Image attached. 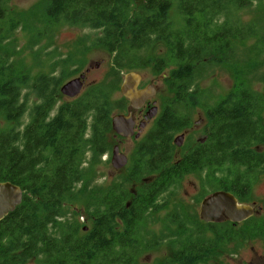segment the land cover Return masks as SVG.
Instances as JSON below:
<instances>
[{
    "label": "trees",
    "instance_id": "obj_1",
    "mask_svg": "<svg viewBox=\"0 0 264 264\" xmlns=\"http://www.w3.org/2000/svg\"><path fill=\"white\" fill-rule=\"evenodd\" d=\"M261 2L142 0L131 7V0H45L47 27L97 31L91 46L112 55L107 77L61 103L51 116L62 97L61 77L42 73L31 78L12 59L5 48L6 0H0V118L6 122L0 128V182L22 190L21 203L0 221V264H144L138 261L141 254L159 244L146 240V220L161 208L159 197L187 175L204 171L210 176L224 168L211 193L222 190L240 203L248 201L252 185L264 174V152L259 150L264 96L253 88L264 76L258 79L245 68L264 57V15L246 23L231 18ZM173 8L182 20L179 28L168 17ZM249 40L248 52L240 53L235 43ZM158 48L164 55L151 60L147 51ZM150 65L156 75L171 68L164 81L173 95L163 100L153 126L136 141L128 176L105 192L88 190L87 169L111 156L115 145L111 117L128 107L117 97L122 74ZM220 66L231 69L232 85L215 105H202L204 140L193 145L188 140L175 158L174 135L191 127L193 108L200 105L197 83ZM24 90L35 103L20 129L28 111ZM132 182H141L139 190L127 189ZM80 186L85 219L91 222L85 231L77 222H62L64 207L78 199L80 193L74 192ZM192 218L190 231L181 213L171 212L174 248L161 264H203L246 234L264 240V222L254 227V216L238 231L225 219L200 225L199 216ZM185 235L192 237L179 244Z\"/></svg>",
    "mask_w": 264,
    "mask_h": 264
},
{
    "label": "rangeland",
    "instance_id": "obj_2",
    "mask_svg": "<svg viewBox=\"0 0 264 264\" xmlns=\"http://www.w3.org/2000/svg\"><path fill=\"white\" fill-rule=\"evenodd\" d=\"M45 0H6L4 28L7 30L5 39V48L9 49V53L21 68H24L31 78L45 73L61 77V84L78 77L89 69L86 74V86L99 82L107 77L112 66V55L99 47H92L93 39L98 32L82 27H72L69 25H58L47 27L46 18L44 16L43 6ZM142 0H131V7ZM231 21L246 23L256 15H264V2L254 3L251 9L239 10L233 12ZM169 19L173 22L174 27L179 28L182 24L181 17L173 8L168 14ZM11 31V32H10ZM253 41L249 40L244 43L236 42L238 51L242 54L247 53ZM161 46V45H159ZM147 55L151 60L156 57H162L163 50L147 51ZM171 68L165 70L163 74L156 75L152 71V66L146 68H137L133 71L141 76L140 87L152 84L157 88V94L152 100L156 101L158 107V115L162 110V102L172 97L173 92L167 87L164 78L167 76ZM249 73L262 79L264 76V57L258 64L249 63L245 68ZM62 71V72H61ZM124 74H122L123 76ZM233 74L228 66H220L210 70L205 78L197 83V87L201 92L199 104L193 108L191 113V127L186 130L184 143L182 147L175 151V158H179L183 152V146L188 140L193 145L197 141L203 139L202 128L205 120V110L202 105L213 106L229 91L232 85ZM264 96V82H256L253 85ZM80 93V94H81ZM24 98L28 102V111L22 118V129L29 122L30 107L34 100L28 90H24ZM121 97L119 92L117 97ZM60 98V97H59ZM69 99L61 97L58 99L56 106L51 112V116L55 113L57 107ZM151 100V101H152ZM157 115V117H158ZM156 117V118H157ZM264 120V110L260 115ZM156 118L147 124L142 131L140 138L153 126ZM200 120L201 123L196 125L194 122ZM6 122L0 118V128L5 127ZM181 133L174 135V138ZM111 141L118 144L120 151L128 158L127 165L119 171H115L110 164L109 156H104L101 160L87 169L85 181L88 184V190L100 188L105 192L112 184L120 183L128 176L130 170L129 158L133 153L136 141L131 139H120L112 137ZM119 142V143H118ZM111 143V142H110ZM111 143V144H113ZM259 150L264 152V144ZM108 160V161H107ZM87 167V163L84 164ZM225 169L216 171L215 175H206V172L187 175L174 188L167 190L161 195L157 201L161 208L149 216L146 220L145 232L146 240L156 239L159 244L152 250L145 251L141 254L138 261L144 264H161L172 255L171 234L174 225L169 222L171 212L177 210L181 213V221L188 230H193L195 223L193 215L198 216L199 198L202 195H210L213 191V185L218 183L221 173ZM141 182H132L127 186L131 192L139 190ZM82 186L77 187L74 193H80ZM82 193L78 194V199L71 200L64 207V221L77 222L80 226H84V230L91 227V222L85 219L84 205L86 199H82ZM244 204H254L262 207L260 215L256 218L257 226L260 222H264V174L260 176L256 183L251 187V196ZM254 207V206H253ZM198 223L203 225V221L198 218ZM241 224H236L235 231L242 228ZM244 229V228H243ZM249 230L245 228L243 233ZM192 236L185 235L180 243L184 240L188 241ZM162 238V240H159ZM179 242V241H178ZM178 244V245H179ZM181 246V245H180ZM29 264H40L39 262H31ZM203 264H264V240L253 234H246L244 238H240L230 242L217 255Z\"/></svg>",
    "mask_w": 264,
    "mask_h": 264
},
{
    "label": "water",
    "instance_id": "obj_3",
    "mask_svg": "<svg viewBox=\"0 0 264 264\" xmlns=\"http://www.w3.org/2000/svg\"><path fill=\"white\" fill-rule=\"evenodd\" d=\"M89 69L78 77L69 80L60 87L62 96L68 99L78 97L84 88L86 74ZM141 76L134 72H128L123 75L122 82L119 86V95L126 101H129L130 111L124 114H114L111 117V129L116 136L124 138H139L142 130L146 126L145 122L139 125V130L134 134L135 122L132 118V110L142 107L144 102L153 98L156 94L155 88L148 84L139 89ZM156 115V108L153 107L150 113L146 114V120L152 119ZM199 121L196 122L198 124ZM264 124V120H263ZM176 147L183 143V135L173 139ZM128 158L120 151L116 144L112 147L110 164L115 171H119L127 165ZM22 190L10 182H0V221L3 220L14 208L21 203ZM258 210L251 204L238 203L237 198L226 191H215L203 198L199 203L198 216L206 224L217 223L223 219L233 225L241 224L253 217Z\"/></svg>",
    "mask_w": 264,
    "mask_h": 264
},
{
    "label": "flooded vegetation",
    "instance_id": "obj_4",
    "mask_svg": "<svg viewBox=\"0 0 264 264\" xmlns=\"http://www.w3.org/2000/svg\"><path fill=\"white\" fill-rule=\"evenodd\" d=\"M86 79V78H85ZM85 83H86V81L84 82V86H85ZM152 85V84H151ZM146 86V85H145ZM145 86H142V87H140V85H139V89H141V88H143V87H145ZM153 86V85H152ZM154 88H155V90H156V94H157V88L155 87V86H153ZM155 94V95H156ZM155 97V96H154ZM153 97V98H154ZM152 98H150V99H148V100H146L145 102H144V104L142 105V107L141 108H139V109H137V110H132V118H133V120H134V122H135V128H134V134H136L137 132H138V130H139V125L142 123V122H145L146 123V126H147V124L148 123H150L151 122V120H153L154 118H156L157 117V115H158V112H159V110H158V107H157V105H156V101H154V100H152ZM127 104H128V107H127V109H126V111L125 112H123V113H120V114H124V115H126L129 111H130V108H129V101L127 100ZM153 107H155L156 108V115L152 118V119H150V120H146V114L147 113H150L151 111H152V109H153ZM199 121V123H201V121L200 120H198ZM197 122V121H196ZM196 122H194L195 124H196ZM198 123V124H199ZM198 124H196V125H198ZM146 126L144 127V129L146 128ZM143 129V130H144ZM142 130V131H143ZM186 130H188V129H186ZM186 130H184L183 131V133H181V135H183V141H184V137H185V132H186ZM148 132V131H147ZM146 132V133H147ZM145 133V134H146ZM141 134H142V132H141ZM141 134H140V136H141ZM144 134V135H145ZM143 135V136H144ZM142 136V137H143ZM113 137H118V138H120L121 140L122 139H131V138H134L135 140H137V139H141L140 137L139 138H135L134 136L133 137H131V138H124V137H120V136H116L115 134L113 135ZM174 139V138H173ZM202 140V139H201ZM203 140H204V136H203ZM200 141V140H199ZM119 143V142H118ZM184 143V142H183ZM183 143H182V145H183ZM116 145V144H115ZM118 145V144H117ZM182 145L180 146V147H182ZM119 146V145H118ZM179 147V148H180ZM120 148V147H119ZM178 148V147H177ZM208 196V195H207ZM205 198V197H204ZM238 203H240V202H238ZM251 205H253L254 206V208L256 209V207H255V205L254 204H251ZM258 209V211L256 212V214L254 215V216H257V215H260V213H261V211H262V207H257ZM261 216V215H260Z\"/></svg>",
    "mask_w": 264,
    "mask_h": 264
}]
</instances>
